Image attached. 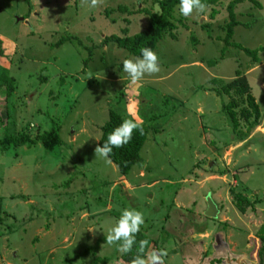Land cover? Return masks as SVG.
I'll return each instance as SVG.
<instances>
[{"label":"rangeland","instance_id":"obj_1","mask_svg":"<svg viewBox=\"0 0 264 264\" xmlns=\"http://www.w3.org/2000/svg\"><path fill=\"white\" fill-rule=\"evenodd\" d=\"M156 1L0 0V72L14 79L8 99L0 87V139L24 128L61 141L53 152L0 150V264H125L106 237L126 209L143 214L145 259L163 250V264H257L264 202L242 215L231 193L264 198V0L235 7L230 40L262 48L258 64L234 48L222 56L231 1L222 0L188 17L177 7L176 39L154 49L159 72L133 83L123 61L136 57L103 38L143 33ZM241 76L262 113L243 141L221 110L229 98L217 95ZM110 110L147 131L125 177L94 152ZM208 197L214 219L204 216Z\"/></svg>","mask_w":264,"mask_h":264},{"label":"trees","instance_id":"obj_2","mask_svg":"<svg viewBox=\"0 0 264 264\" xmlns=\"http://www.w3.org/2000/svg\"><path fill=\"white\" fill-rule=\"evenodd\" d=\"M27 2L30 7L29 0H24ZM222 0H201L207 7L215 6ZM243 2H249L255 8L260 9V5L256 0H231L227 7L226 12L228 15V23L225 26V37L223 39L224 49L222 50V56L224 55L226 49L234 48L241 51L246 57H249L253 64H258V54L262 52V48H257L254 50H249L241 47L238 44L230 42L233 36V30L239 26V22L236 20L234 9L237 5H240ZM156 4L159 5V13H149L146 12V15L149 17L148 26L146 30L138 35L133 37H119L116 35H110L103 38V45H114L117 49L124 50L133 57H139L141 47H149L153 51L156 45L162 40L164 36H168L169 39L175 40L174 31L176 27L172 23L174 10L179 7L180 0H157ZM119 11H126L125 8H119ZM141 12H143L141 10ZM214 12H212L213 16ZM73 37L60 38V40L55 43L56 46H61L65 41L72 40ZM78 47H82L80 41H76ZM84 48V47H82ZM85 49V48H84ZM87 50H91L90 48ZM3 56V51L0 49V57ZM90 58L84 61L85 67L89 62ZM1 70V68H0ZM0 87H4L5 96L8 99L11 94L14 92V79L6 75V72H0ZM218 96H227L229 101L223 103L221 110L226 115L227 119L230 122L233 133H235L239 140H245L249 134L260 126V119L262 113L260 108L255 101V98L251 94V88L249 86L248 80L245 76L238 77L228 84L224 85L220 91L217 92ZM240 105H245L244 109H241L239 112L237 109ZM2 118H0V121ZM1 123V122H0ZM122 123L121 117L110 110L108 112L107 122L100 128L101 136L98 142V145H102L107 141L108 134L117 126ZM240 123L246 125V131L242 132L240 130ZM142 127V126H140ZM143 134L139 130H134L132 133L131 140L121 148H113L112 153L107 158L111 164L116 167L117 172L120 176L125 177L131 170V168L136 165L139 161L140 151L146 141L147 131L145 127H142ZM27 129L20 128L15 134L8 133V131L3 130L2 138L0 139V150L4 151L8 147H20V146H31L36 143H41L43 148L47 152H53L54 148L61 144V141L56 133V131L51 130L50 132L43 134L35 139H31L29 134H27ZM231 202L236 210L240 214H245L248 209L253 210L254 204H259L264 202L262 200H255V202H250L246 196L238 192L231 193ZM1 222V221H0ZM9 232L11 230H8ZM259 239V248L257 250L258 264H264V224L260 228L258 235ZM140 240H148V246L143 253L145 258L146 253L152 241L149 237L145 236L141 232L136 234L137 244L133 246L131 252L127 254H121L120 259L125 264H131V260L137 254L138 242ZM101 260H97V263ZM96 262V261H95Z\"/></svg>","mask_w":264,"mask_h":264},{"label":"clouds","instance_id":"obj_3","mask_svg":"<svg viewBox=\"0 0 264 264\" xmlns=\"http://www.w3.org/2000/svg\"><path fill=\"white\" fill-rule=\"evenodd\" d=\"M101 0H90V5L96 7ZM206 5L201 0H180L179 12L184 17L190 16L194 11L204 12ZM161 10L156 6V12ZM140 56L135 59H125L123 61V70L128 74L133 83L139 82L145 74H154L159 72L158 57L149 47L140 48ZM134 130H139L143 134V129L132 120H124L114 128L109 134L107 141L98 145L95 149V155L107 158L112 153L113 148H121L127 144ZM144 223L143 214L132 209H126L121 213L116 225L112 227L106 237V242L110 245H117V250L121 254H127L132 251L133 246L137 244L136 234L140 231V226ZM148 240L138 242L137 254L131 260V264H163V257L167 253L163 250L152 251L144 258L143 253L148 246Z\"/></svg>","mask_w":264,"mask_h":264},{"label":"water","instance_id":"obj_4","mask_svg":"<svg viewBox=\"0 0 264 264\" xmlns=\"http://www.w3.org/2000/svg\"><path fill=\"white\" fill-rule=\"evenodd\" d=\"M216 214H217L216 207L212 202V200L208 197L206 200V210L204 216L207 218L214 219L216 217Z\"/></svg>","mask_w":264,"mask_h":264},{"label":"crops","instance_id":"obj_5","mask_svg":"<svg viewBox=\"0 0 264 264\" xmlns=\"http://www.w3.org/2000/svg\"><path fill=\"white\" fill-rule=\"evenodd\" d=\"M260 104H258V106H259ZM260 108V107H259ZM256 262H257V264H258V259H257V257H256ZM230 264H241V262L239 263V262H231Z\"/></svg>","mask_w":264,"mask_h":264},{"label":"flooded vegetation","instance_id":"obj_6","mask_svg":"<svg viewBox=\"0 0 264 264\" xmlns=\"http://www.w3.org/2000/svg\"><path fill=\"white\" fill-rule=\"evenodd\" d=\"M263 224H264V222H263ZM263 224H262V225H263ZM258 248H259V246H258ZM258 248H257V250H258ZM256 257H257V251H256ZM257 259H258V258H257Z\"/></svg>","mask_w":264,"mask_h":264}]
</instances>
